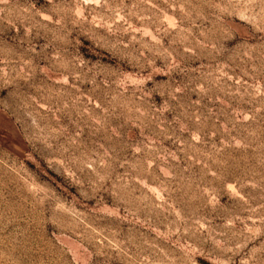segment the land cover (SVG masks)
Returning <instances> with one entry per match:
<instances>
[{
	"label": "rangeland",
	"instance_id": "1",
	"mask_svg": "<svg viewBox=\"0 0 264 264\" xmlns=\"http://www.w3.org/2000/svg\"><path fill=\"white\" fill-rule=\"evenodd\" d=\"M0 264H264V0H0Z\"/></svg>",
	"mask_w": 264,
	"mask_h": 264
}]
</instances>
